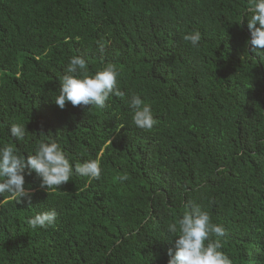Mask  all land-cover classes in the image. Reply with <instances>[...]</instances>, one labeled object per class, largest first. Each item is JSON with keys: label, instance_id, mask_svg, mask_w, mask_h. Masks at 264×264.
<instances>
[{"label": "trees", "instance_id": "trees-1", "mask_svg": "<svg viewBox=\"0 0 264 264\" xmlns=\"http://www.w3.org/2000/svg\"><path fill=\"white\" fill-rule=\"evenodd\" d=\"M247 0H0V147L56 142L73 174L30 200L0 195V264H167V226L194 201L227 230L232 264H264V61L249 51ZM198 31L193 47L185 35ZM104 52L98 51V45ZM73 56L118 70L103 108L54 102ZM139 94L156 123L142 130ZM26 127L22 139L11 124ZM128 179L121 181V175ZM54 224L32 228L38 212ZM213 239H215L213 237Z\"/></svg>", "mask_w": 264, "mask_h": 264}, {"label": "clouds", "instance_id": "clouds-1", "mask_svg": "<svg viewBox=\"0 0 264 264\" xmlns=\"http://www.w3.org/2000/svg\"><path fill=\"white\" fill-rule=\"evenodd\" d=\"M244 16L247 17L250 32L246 41L249 51L264 61V0H247ZM184 39L193 47H198L201 34L198 31L189 33ZM98 51L103 54L102 44L98 45ZM118 75L117 68L111 63L90 75L85 59L73 56L61 79L54 103L61 109L67 102L73 106L103 108L111 95H123L117 88ZM128 105L132 110V123L137 128H153L156 120L151 105L145 103L139 94H131ZM25 131L26 127L19 123H13L9 128L11 136L16 139H22ZM25 170L29 174L34 172L40 180V187L46 191L67 183L74 173L99 180L102 172L96 159L86 160L73 168L65 152L54 141L40 142L34 154L30 155H22L13 146L4 145L0 147V195L8 194L16 203L24 198L30 200V192L24 186ZM118 179L123 181L128 177L125 174ZM56 216L55 210L38 212L29 218L28 223L32 228H47L54 224ZM167 232L176 237L174 250H168L167 264H232L221 250L220 238L226 237L227 230L212 223L209 213L194 201L185 205V211L178 220L168 224Z\"/></svg>", "mask_w": 264, "mask_h": 264}]
</instances>
